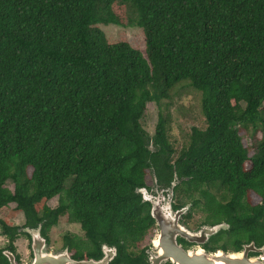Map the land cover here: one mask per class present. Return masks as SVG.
<instances>
[{
    "label": "trees",
    "instance_id": "16d2710c",
    "mask_svg": "<svg viewBox=\"0 0 264 264\" xmlns=\"http://www.w3.org/2000/svg\"><path fill=\"white\" fill-rule=\"evenodd\" d=\"M98 24L137 26L144 53L108 40ZM182 82L200 92L205 126L191 127L175 172L189 177L183 185L200 186L204 222L228 224L221 248L260 247L264 0H0V230L8 248L21 231L6 221L11 211L22 212V227L40 224L46 241L66 215L89 241L64 234L72 258L97 257L104 242L116 247L108 264H128L126 248L150 220L136 189L148 166L159 171L154 157L175 154L167 116L158 112L152 135L141 118L147 102L169 98Z\"/></svg>",
    "mask_w": 264,
    "mask_h": 264
},
{
    "label": "flooded vegetation",
    "instance_id": "af4514ba",
    "mask_svg": "<svg viewBox=\"0 0 264 264\" xmlns=\"http://www.w3.org/2000/svg\"><path fill=\"white\" fill-rule=\"evenodd\" d=\"M179 158L180 156L176 154L157 156L153 159L161 161V163L157 165L159 171L155 172L151 165L147 167L143 185H141L140 188L143 189L146 197L144 202L147 205V212L150 216V220H148V227L145 232L139 237L140 240H138L135 245L126 248L125 255L128 264H178L173 258L165 255L167 253L165 251L168 249L174 250L180 248L181 250L193 252L204 249L208 253H213L219 249L227 252H239L244 246L249 244L248 242H241L237 249H223L219 246V243L222 241L221 239L228 238L227 234L223 232V229H219L217 232L208 236L199 233L203 225L211 226L217 222L206 223L203 221L206 213L203 211L200 186H185L182 184V182L189 177L175 172V161ZM170 169L172 170L171 172ZM174 181H177V183L171 188V184ZM138 193L140 197H142V193L140 191H138ZM152 207L155 209L154 214L158 215L161 219V224L152 216ZM23 223L24 220L22 224ZM22 224L18 226L22 232L27 234H24L26 236L28 248L27 261H23L16 252L14 246L15 239L12 242L14 251L8 248V240L4 235L7 242L0 248V253L5 258L7 264H9V259L6 254L8 252L7 250L13 254L17 264H28L32 258L33 253L30 246V236L23 230L25 227H22ZM179 227L186 231L184 235L181 234ZM21 231H19V233H21ZM164 231H166V233H164ZM189 238L194 239L190 240ZM81 239L84 242H89L88 238L83 237ZM47 240L46 242L48 243V234ZM113 246L114 245H107L104 242H100V255L97 257L88 255V258L84 259H99L104 255L103 251ZM65 247L68 250L67 245L64 247L62 245L60 246V248ZM256 247L258 248L259 246ZM69 255L71 257L70 252ZM247 255L250 257H260L262 253L249 250ZM115 256L116 253L113 257ZM119 264L124 263L119 262Z\"/></svg>",
    "mask_w": 264,
    "mask_h": 264
},
{
    "label": "rangeland",
    "instance_id": "374dc122",
    "mask_svg": "<svg viewBox=\"0 0 264 264\" xmlns=\"http://www.w3.org/2000/svg\"><path fill=\"white\" fill-rule=\"evenodd\" d=\"M110 41L125 39L128 43L144 53V35L140 28L134 25L98 24ZM158 112L166 115L169 123L168 139L175 148V154L179 148L186 143L191 127L203 128L205 126L204 116L200 108V92L188 85L187 82L177 84L169 93V98L162 99L159 103L147 102L141 125L144 130L152 135L158 118ZM7 187L12 188V184L7 182ZM50 207L57 204V197L47 200ZM10 225L22 224L24 218L21 211L13 210L5 216ZM74 234L83 238V231L78 223L68 222L66 215L60 216L58 223L52 226L47 234L49 242L46 244L48 251L62 250V236L64 234ZM6 237L0 230V248L6 244ZM16 252L23 261H27V240L26 236L19 233L14 240ZM69 253V252H68ZM32 259V258H31ZM31 262V260H30ZM29 264V263H28Z\"/></svg>",
    "mask_w": 264,
    "mask_h": 264
},
{
    "label": "water",
    "instance_id": "95a60500",
    "mask_svg": "<svg viewBox=\"0 0 264 264\" xmlns=\"http://www.w3.org/2000/svg\"><path fill=\"white\" fill-rule=\"evenodd\" d=\"M177 181L172 182L171 188ZM136 191L142 193V200H145L144 191L142 188H137ZM155 209L152 207L151 214L155 217L158 222L161 224V219L158 215L154 214ZM228 227V224L225 222H220L213 224L211 226L203 225L199 233L204 236H208L217 232L219 229H225ZM180 228L181 234L184 235L186 231ZM30 236V246L32 250V259L29 264H108V262L115 255V247L108 248L106 251H103L104 255L99 259H74L70 257L67 248L58 250L55 252L48 251L46 249V240L40 234V224L36 228L29 229L28 227L23 228ZM166 233V231H164ZM193 240L194 238H189ZM249 250H254L261 252L262 256L260 257H250L247 255ZM8 251V252H7ZM7 258L9 259V264H17L13 254L7 250ZM165 255L173 258L178 264H264V245L260 247H255L251 241L248 245L244 246L243 249L239 252H227L224 250H217L213 253H208L204 249L193 251H185L179 249H168Z\"/></svg>",
    "mask_w": 264,
    "mask_h": 264
}]
</instances>
